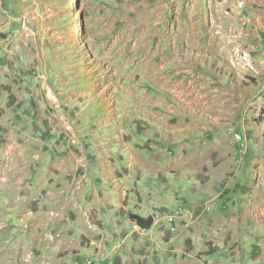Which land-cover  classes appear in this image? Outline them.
<instances>
[{"label":"rangeland","instance_id":"rangeland-1","mask_svg":"<svg viewBox=\"0 0 264 264\" xmlns=\"http://www.w3.org/2000/svg\"><path fill=\"white\" fill-rule=\"evenodd\" d=\"M191 226L264 264V0H0V264H155Z\"/></svg>","mask_w":264,"mask_h":264},{"label":"crops","instance_id":"crops-1","mask_svg":"<svg viewBox=\"0 0 264 264\" xmlns=\"http://www.w3.org/2000/svg\"><path fill=\"white\" fill-rule=\"evenodd\" d=\"M31 123L34 124L33 119ZM186 147L187 146H185V148ZM187 149L188 147L186 148V150ZM201 208L203 209V206ZM13 210H16V208L13 207ZM204 222L206 221H203L202 219L200 222H198L199 225H197V227L201 228V236L199 237H202V235L205 233L206 223ZM197 227L191 226V229H188V231H184V229H182L180 232L175 234L173 237L174 240L172 241V246L169 249V253L167 254V257L165 259H162L161 257L160 258L156 257L154 261L155 264H221L219 261L214 262L208 257L209 256L208 251L206 252L207 248L205 249L203 241H200L199 243L196 242V239L193 237V234L195 233L194 230H196ZM186 237L189 239L188 242H184V239H186ZM158 242L159 241H156L155 243H151V248H153L152 250L153 252L154 251L157 252L161 248V243ZM185 245L189 246V248H186ZM109 249L110 248H107L108 251ZM89 255L91 254L89 253ZM95 255L98 256V252ZM92 256L94 258L96 257L94 255ZM106 262L108 264H112L114 262V258L112 257L110 258L108 255Z\"/></svg>","mask_w":264,"mask_h":264},{"label":"water","instance_id":"water-1","mask_svg":"<svg viewBox=\"0 0 264 264\" xmlns=\"http://www.w3.org/2000/svg\"><path fill=\"white\" fill-rule=\"evenodd\" d=\"M141 220V219H140ZM139 221V220H138ZM142 223H147L148 222V224H147V226L151 223V219L149 220V221H146V220H143L142 219V221H141ZM143 227V226H142Z\"/></svg>","mask_w":264,"mask_h":264}]
</instances>
